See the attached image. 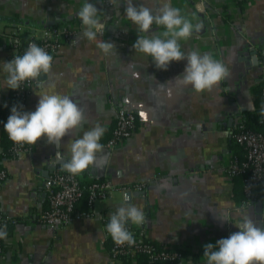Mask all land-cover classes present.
I'll return each mask as SVG.
<instances>
[{"label":"crops","instance_id":"crops-1","mask_svg":"<svg viewBox=\"0 0 264 264\" xmlns=\"http://www.w3.org/2000/svg\"><path fill=\"white\" fill-rule=\"evenodd\" d=\"M103 2L89 0L100 20ZM119 2L103 35L89 41L82 36L84 26L77 15L85 0H0V104L9 96L3 63L17 55L16 28H28L39 38L45 25L67 22L64 27L76 33L75 43H63L52 55L50 73L40 77L46 80L43 87L34 83L20 110L35 111L38 95L56 93L71 96L86 119L59 147L41 138L27 151L1 159L7 178L0 186V209L15 222L4 240L0 264H109L108 249L100 244L103 225L98 216L73 219L57 228L39 221L48 206L44 179L63 171L71 142L97 124L106 129L100 142L108 163L78 177L108 179L114 188L93 202L94 210L109 216L121 204L141 208L147 238L183 252V259L173 264H206L204 246H215L240 231L234 224L240 212L251 214L264 227V195L241 205L233 198L232 178L225 171L230 133L241 112L252 109V87L264 76V0H167L194 25H201L179 41L181 50L211 54L230 72L211 91L201 93L181 86L178 76L186 60L159 70L151 57L135 52L137 28L125 16L124 0ZM164 2L133 0L134 6L143 4L153 12ZM158 31L164 29L153 25L149 34ZM100 40L115 48L104 54L97 47ZM120 106L134 112L135 129L109 149L105 142ZM3 131L0 117V148ZM138 182L144 183L143 194L133 188ZM218 213H226L231 222H221Z\"/></svg>","mask_w":264,"mask_h":264},{"label":"clouds","instance_id":"clouds-1","mask_svg":"<svg viewBox=\"0 0 264 264\" xmlns=\"http://www.w3.org/2000/svg\"><path fill=\"white\" fill-rule=\"evenodd\" d=\"M110 2L113 4V0ZM119 3L117 0L114 6ZM124 3L125 16L136 26L138 32V39L133 45L135 52L151 57L159 70H167L172 61H187L183 73L178 76L182 78V87L191 86L196 93L211 91L230 76L228 68L211 54H201L195 50L185 54L181 50L179 41L190 38L194 31L201 29V25H194L181 14L179 8L173 7L167 0L155 12L143 4L134 6L133 0H124ZM99 13L89 0H85L77 13L84 26L82 36L89 41L97 39L101 25ZM153 25L159 29L162 27L164 31L149 34ZM97 47L106 55L115 48L112 43L102 40ZM52 62V56L43 48L35 43L29 44L23 55H15L10 62L3 63V72L7 74V88L19 89L26 81L43 87L46 80L40 77L42 74L48 76ZM38 96L35 111L25 112L13 106L4 130L8 138L17 145H35L41 138H46L48 144L59 147L63 137L74 134L86 122L84 110L68 95L44 93ZM259 117L260 123L264 124V104L261 105ZM105 131L103 126L97 124L85 131L82 138L71 142V155L64 160L62 170L78 176L89 168L99 169L106 165L108 154L100 142ZM108 219L106 230L117 246L134 245L135 239L128 225L142 226L146 221L144 211L132 204H121L115 212L109 214ZM218 219L221 222H231L226 213H218ZM234 224L240 231L231 233L228 238L219 239L215 246L211 243L204 246L203 257L206 258V264H264V227L258 226L257 221L247 212H240L239 221ZM6 238L5 226L0 228V239ZM214 247H218V250H214Z\"/></svg>","mask_w":264,"mask_h":264},{"label":"built area","instance_id":"built-area-1","mask_svg":"<svg viewBox=\"0 0 264 264\" xmlns=\"http://www.w3.org/2000/svg\"><path fill=\"white\" fill-rule=\"evenodd\" d=\"M110 0L103 2V17L101 25L98 29V35H103L104 26L107 20L113 17L114 6ZM21 27H17L15 33L20 31ZM120 33V32H119ZM76 33L69 27L51 26L42 29L41 37L31 35L27 41L23 51L27 50L29 44L35 43L43 48L51 56L63 45V43L74 44L76 41ZM35 82L26 81L21 84V88L13 90L8 89V98L3 101L4 105H8L10 100L17 102L19 110L25 103L30 88ZM261 98L264 100V88L261 91ZM11 115V109L5 115V123ZM135 114L132 110L120 106L115 111L114 125L111 129L110 136L105 142V146L114 149L124 140L131 136L135 129ZM262 130L254 131L245 127L240 120L230 133V139L235 143L242 145L244 155L240 157L237 153L231 152L230 161L225 169L227 175H243L242 191L246 199L241 201V205H246L252 194V186L264 180V124ZM10 150L13 155H19L28 150V144L17 145L11 141ZM7 178V173L3 167L0 168V186ZM44 191L48 199V206L39 215V221L52 228L63 226L73 219H80L92 216H98L103 225V235L100 244L104 246V241L109 236L106 228L105 219L108 217L94 210L93 202L97 199L104 198L108 192L114 188V185L108 179H91L87 186L88 196L86 200V208L80 210L76 208L77 201L81 197L82 189L80 178L73 176L66 171H53L43 182ZM126 188V187H121ZM133 188L144 193V183L138 182ZM6 222L14 223L15 220L9 218L0 209V228L5 227ZM129 231L132 232L135 244L128 246H117L115 243L108 249L109 264H119L117 255L121 253L135 254L144 253L151 259H163L178 262L183 259V253L176 249L157 250L155 246L147 241L146 231L142 226L128 225ZM4 240L0 239V255L3 251Z\"/></svg>","mask_w":264,"mask_h":264},{"label":"trees","instance_id":"trees-1","mask_svg":"<svg viewBox=\"0 0 264 264\" xmlns=\"http://www.w3.org/2000/svg\"><path fill=\"white\" fill-rule=\"evenodd\" d=\"M66 24L67 22H59L56 24L48 25V26L45 25V27L60 26V25L64 26ZM30 37H31V32L29 31L28 28L21 29V31L16 33L15 35L16 40L14 42V45L17 48V55L19 54L22 55V51L27 41L30 39ZM263 88H264V76L263 78H261L260 81H258L252 87V96H253L252 109L243 110L241 114L239 115L240 123H242L245 127L251 130H254V131L262 130L263 128L262 123H260V117H259L261 105L264 104V100L261 98V91ZM13 106H17L19 109L17 102H15L14 100H10L8 105L0 104V117L2 118L3 129H4V124H5V115ZM2 137H3L4 143L1 144V148H0V168L2 167L1 159L3 157H8V156L13 155V153L10 150L11 140L8 138V134L5 132V130L3 131ZM229 147L231 149V152L237 153L240 157L244 155V149L242 145L235 143L231 139L229 140ZM231 178L233 182V198L237 201L238 200L242 201L246 199L242 191L243 175H234ZM88 184H89V181L80 179L82 194L79 200L77 201V204H76L77 209L82 210L86 208V200L88 196V191H87ZM262 195H264V180L252 186V194L250 195L249 200L252 199V197L262 196ZM108 217L105 219V222L107 224L109 222ZM10 224H13V223L6 222V225H5L7 235L10 231V227H11ZM147 241L153 244L157 250H171L169 248H166L164 246L157 244L156 242L148 238H147ZM113 243L114 242L111 236L109 235L104 241V247L106 249H109ZM179 251H181V249ZM181 253L183 252L181 251ZM116 259L119 262V264H173L174 263L173 261H170V260L151 259L149 256H147L144 253H135L133 255L121 253L117 255Z\"/></svg>","mask_w":264,"mask_h":264},{"label":"water","instance_id":"water-1","mask_svg":"<svg viewBox=\"0 0 264 264\" xmlns=\"http://www.w3.org/2000/svg\"><path fill=\"white\" fill-rule=\"evenodd\" d=\"M117 12H118V11H117ZM110 28H111V30H113L114 27L110 26ZM260 49H261V48H260ZM251 50H252L253 53H256V50H254V48L251 49ZM263 54H264V52H263ZM56 163H57V162H56Z\"/></svg>","mask_w":264,"mask_h":264}]
</instances>
